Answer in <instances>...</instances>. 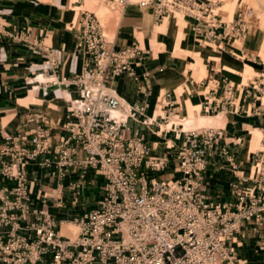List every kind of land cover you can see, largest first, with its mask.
I'll return each mask as SVG.
<instances>
[{
  "label": "built area",
  "instance_id": "2783aa9c",
  "mask_svg": "<svg viewBox=\"0 0 264 264\" xmlns=\"http://www.w3.org/2000/svg\"><path fill=\"white\" fill-rule=\"evenodd\" d=\"M107 1L124 6L131 0ZM136 2L157 20L183 16L201 46H241L236 41L243 40L249 29L240 14L223 20L215 10L217 0ZM68 3L79 8L74 25L84 53L83 72L69 81L79 93L70 100L74 121L58 139L52 156H39V165L52 168L49 175L58 180L71 170L80 168L84 176L90 169L102 178V194L94 208L69 221L77 225L76 234H62L46 196L38 206L30 202L27 166L49 152L48 128L39 125L34 130L30 148L18 140L6 142L0 149L6 155L0 156V264H247L238 253L242 247L264 256V129L248 171L235 173L228 182L230 200H212L202 185L221 128L184 129L177 124V134L183 133V138L173 156L152 153L143 134L127 137L128 120L143 114L144 106L125 101L109 84L119 75L133 74L146 50L137 41L116 47L97 14L80 8L83 0ZM6 33L0 23V35ZM242 56L253 61L247 53ZM49 57L55 69V57L50 53ZM257 57L259 66L246 81L222 78V93L216 99L212 94L217 84L205 91L206 113L232 108L264 117V57ZM170 97L166 92L158 101L167 108L163 123L172 115L180 116ZM153 122L142 120L145 125ZM219 153L238 170L240 163L225 146ZM170 164L171 176L159 178Z\"/></svg>",
  "mask_w": 264,
  "mask_h": 264
},
{
  "label": "crops",
  "instance_id": "0c3cea01",
  "mask_svg": "<svg viewBox=\"0 0 264 264\" xmlns=\"http://www.w3.org/2000/svg\"><path fill=\"white\" fill-rule=\"evenodd\" d=\"M68 2L0 0V23L7 32L0 35V149L12 139L30 148L36 139L34 130L39 125L48 128L49 152L37 155L29 162L27 177L31 204L38 206L43 196H46L48 208L59 221L60 231L62 223L94 208L102 194V178L90 169L86 170L84 176H80L83 171L80 168L71 170L62 180H58L49 175L52 168L39 165V156H52L58 139L74 121L70 115V100L79 93L77 85L69 81L83 72L84 53L75 23L70 25L75 14L67 9ZM158 21L149 11L126 4L115 23L109 22L103 26L106 34L111 33L109 37L113 38L116 47L137 41L146 50L142 59L133 66V74L119 75L109 84L110 89L125 101L144 106L143 114L128 120L125 135L131 137L143 134L152 153L174 155L183 133L176 132L174 135L171 130L159 133L161 125L165 124L162 117L167 108L160 106L158 101L166 92H170V99L178 105L179 114L185 116V120L189 119L190 105L196 108L195 118L230 113L226 115L224 126H219L222 136L215 146V154L208 160L202 185V191L212 200H230L228 182L235 173H246L253 160V153L246 143V126L261 132L264 129V117L246 116L232 108L206 113L204 93L217 84L212 94L216 99L222 93V78L237 83L241 80L239 71L243 70L245 64L253 68L259 66L256 39L247 32L241 46H201L186 25L183 45L202 55L207 62V76H200L199 71L192 67L185 68L196 61L191 54L173 53L169 48L155 49L151 36ZM165 35L169 39L176 38L175 26L166 24ZM154 39L157 44L161 42L162 33L156 31ZM49 53L55 57V69L50 66ZM245 53L251 55L253 61L244 59L242 54ZM211 54L219 58V68L216 63H209ZM179 85L182 91L177 95L175 90ZM146 117L152 118L154 122L151 125L143 124L142 120ZM191 123L189 121L186 124ZM177 135H181V138L177 139ZM256 140L251 139L252 147ZM224 146L240 163L237 171L219 153ZM172 169L173 164H170L159 178L170 177ZM77 182L79 186H73ZM3 184L10 186V182ZM238 253L247 264H264V256H254L251 247H242Z\"/></svg>",
  "mask_w": 264,
  "mask_h": 264
},
{
  "label": "rangeland",
  "instance_id": "374dc122",
  "mask_svg": "<svg viewBox=\"0 0 264 264\" xmlns=\"http://www.w3.org/2000/svg\"><path fill=\"white\" fill-rule=\"evenodd\" d=\"M87 0L83 1V6H81L80 8H86L89 10H93L97 16L99 17L101 24L103 26H106L107 23H115L117 17L119 16V14H121L123 6L119 5L116 1L114 2H109L107 0H92V2L94 3L93 6H88L86 4ZM132 2L135 3V5H137L136 7L139 8L138 3L136 2V0H131ZM131 1L128 3L130 4ZM98 2V3H97ZM73 7V9H72ZM216 11L223 17V20H231L232 18H237L238 15L240 14L241 16H243V18L248 22L249 25V29H248V33H251L252 35H254V38L257 35V32L260 31V35L263 36L264 38V0H217L216 3ZM67 9L72 11L75 14V19L70 22V25H73L78 17V7L73 6V5H67ZM76 10V11H75ZM164 21H167V25L169 26H175L176 22H179L180 24H182L184 26L183 30H185V26H186V20L185 18H183V16H181L180 14H172V15H168L165 16L162 20L155 22V29L160 26ZM154 35V33L152 34ZM107 36H111L110 32H107ZM154 38V36H153ZM243 44V40H237L236 41V45H240ZM262 45V44H261ZM155 49L157 44H154ZM256 52L260 55V57H264V44L263 46H259L257 45L256 47ZM179 55V54H176ZM184 56V55H183ZM196 61L190 65H186L185 68L187 67H192L195 71H199V75L200 76H207V70H206V60L204 59V57L201 55H198L199 57L202 58V63H198L197 58L192 55ZM215 57V58H214ZM216 56L211 54V57L209 58V63H216L217 67H220L219 64V58H217ZM200 64H203L202 66ZM249 65V64H245L243 66V70L239 71V74L242 77L243 81H246L250 76H246L245 78L243 77V75L241 74L244 70H245V66ZM250 66V65H249ZM202 68V69H201ZM253 68V67H252ZM204 71V73H203ZM182 91V87L179 85L176 90L175 93L178 95L180 92ZM163 104H160V106H162ZM191 106V105H190ZM189 106V107H190ZM160 108V107H159ZM164 114V113H163ZM226 115H231L230 113H220L218 115H208V116H200L195 118L194 112L188 113L187 119L188 120H182V115L180 116H175L172 115L169 117L168 122L165 124L161 125V129L160 132L161 134H163L164 132H166L167 130H171L174 135L176 134V130H178V128L180 126H177V124L182 123L183 124V128L184 129H190V128H198L201 126H215V127H223L225 122L227 121V117ZM203 117V118H201ZM181 118V119H180ZM192 118V119H191ZM176 121L175 125H173V127H168L167 125L169 124V122H173ZM192 122L190 125L186 124L187 122ZM247 131H246V140H247V144L250 147V150L256 151L257 149H259L261 147V139H262V133L256 129H253V127L251 126H246ZM181 134V133H180ZM176 137V136H175ZM177 139L181 138V135H177L176 137ZM257 139L255 141V146L252 147L250 145V141L251 139ZM70 223V225H73L76 229V232L78 230V227L75 223L73 222H68ZM70 237H73L74 235H67Z\"/></svg>",
  "mask_w": 264,
  "mask_h": 264
},
{
  "label": "bare ground",
  "instance_id": "6f19581e",
  "mask_svg": "<svg viewBox=\"0 0 264 264\" xmlns=\"http://www.w3.org/2000/svg\"><path fill=\"white\" fill-rule=\"evenodd\" d=\"M135 1V0H134ZM86 4L88 6H93L94 3L92 1H86ZM132 6L135 5L134 2L131 1L130 3ZM137 6V5H135ZM76 7V6H75ZM135 8V7H134ZM73 9V7H72ZM76 11V10H75ZM72 15V14H71ZM129 15V14H128ZM131 15V14H130ZM167 21H164L160 26H158L156 29L154 28V35L151 36V41L154 43V44H157L155 39L153 38V36L155 37V32L156 31H160L162 33V41L161 42H158L157 46H156V49H172L173 53H179V54H184V55H187V54H191V55H194L196 58H197V62L199 63H202V58L199 57V53H197L196 51H192L190 49H186L185 46L183 45L184 44V41L186 39H184V31H183V28L184 26L182 24H180L179 22H176L175 23V30H176V38H173V39H169L166 37L165 35V30H166V23ZM264 24V22H263ZM149 35V34H148ZM187 37V36H186ZM256 39V43L257 45L259 46H263L264 44V38L263 36L260 35V31L257 32V35L255 37ZM262 44V45H261ZM194 47V46H193ZM220 54V53H219ZM215 58V57H214ZM217 59V58H216ZM219 60V59H218ZM201 66L203 64H200ZM202 69V68H201ZM254 72L253 68L249 65H246L245 66V70L241 73L243 75V77L245 78L246 76H250L252 73ZM204 73V71H203ZM200 74V73H199ZM198 108V107H197ZM195 107L193 106H190L189 107V111L190 113L194 112L195 111ZM179 118V117H178ZM181 119V118H180ZM182 120H185V118H183ZM176 121H173V122H169V124L167 125L168 127H173V125H175ZM61 233L62 234H65V235H75L76 234V229L73 225H70V223L68 222H65V223H62L61 224Z\"/></svg>",
  "mask_w": 264,
  "mask_h": 264
}]
</instances>
